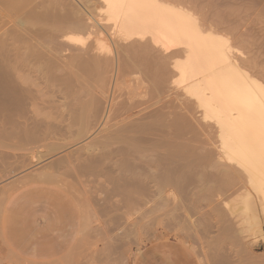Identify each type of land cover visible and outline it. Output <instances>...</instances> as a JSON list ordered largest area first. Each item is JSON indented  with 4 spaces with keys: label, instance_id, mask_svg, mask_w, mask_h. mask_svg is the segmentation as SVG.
Here are the masks:
<instances>
[{
    "label": "bare ground",
    "instance_id": "1",
    "mask_svg": "<svg viewBox=\"0 0 264 264\" xmlns=\"http://www.w3.org/2000/svg\"><path fill=\"white\" fill-rule=\"evenodd\" d=\"M29 1L32 6L35 5L33 4L34 1L36 3L37 1L38 3L40 2L39 4L43 5V7L36 5V8H38L36 10L42 8V10H40L41 12L47 11L45 8L46 4H44L46 3V0H41L44 2L39 0H28V2ZM100 2L102 4L104 2L103 13L107 15V18L112 21V23L109 21L111 24L110 26L112 27H110V35L116 42V44H114L117 45L116 58L118 60V64H116L115 55H112L113 57H111L112 59L115 58V61H113L115 62L116 66L118 65L116 68L117 73L115 79L114 81L112 80L113 87L110 86V76L106 74L109 73L108 64L109 60L111 59L109 56H105L104 54V56H101L106 47L104 44L105 42L103 43L101 34H97V37L95 36L96 39L92 38L91 40L90 37H93L92 34H95L96 32L94 29L92 30V26L87 23L88 20L86 21L85 17L81 15V8L79 9L81 14L76 13L77 9L73 10V12L71 10L72 13L70 11L68 12L67 10L61 9L62 11L67 12L68 16L70 15L69 17H66V13L61 12V10L58 11L53 9V11H57L56 14L54 12V15L58 14L57 16L60 21L57 20V16L55 17L54 15L53 19L50 18L53 17L51 15V12L53 13V11L48 10L49 13L47 12L46 14L45 12L41 14L42 16H45V20L47 19L46 17L50 16L48 18L52 19V21L61 22L63 19L62 22H66V24V20L69 18L68 20H70V24L68 27L66 24L59 27L61 28L62 26H66L67 29L70 28L71 30L77 31L76 34L74 33L67 35L66 31L69 33L70 29L66 30V27H62V30L59 32L57 31L59 28L53 29L57 31H55V34H57V36L59 35V37L66 35V37L72 41L68 43L69 45H73V43L76 45H71L72 47H68L71 49L68 51L69 60L68 63L66 62L67 71L62 73V76L57 75L56 79H63V81L66 83V88L68 89L66 90V95L68 93V96L73 97L74 101H76H73L74 103L71 104L72 99L70 97V103L67 101L70 104H67L68 107L71 105H76V108L73 107L75 108L74 111L76 109H80L83 116H85L87 124L86 120L84 119L85 121L83 120V124L86 127H83V125L81 128L83 127L86 131H91V133H97V131H99L101 136L104 138H102L103 140H100V143L103 147L117 143V139L121 140L123 143L120 141V144H116V146H119V149L126 150L122 152L125 154L124 161L125 159L128 160L126 158L128 157L126 152L131 154L132 152L130 151H145L144 156L147 155L148 157V155L150 156L151 153L161 157L162 159L159 158L160 163H158L159 165H162L161 161L163 162L164 160H167H163V158L170 157V155H175V151L177 152L180 147L183 149L187 147V149L182 150L184 153H187L185 151H187L188 147H190L191 149L189 150L193 153L197 149L195 148L198 146L197 143L201 142L199 144L201 145L207 144L209 142L208 146L210 144H216V152L215 149L214 151L211 149L214 147H206L211 149H209L211 153L213 151V156L210 152L209 156L215 158L217 154L219 158H224L225 161H227L225 166H223L224 164L222 165V163H219V159L217 160L218 162H215L216 164L212 163V165L219 164L218 166L222 165L223 167L221 166L216 168V166H214L213 168L210 167V169H207V166L211 164L209 163L211 157L207 156L208 152L205 153L203 151L206 155L199 153L203 149L206 150V148H203L201 151H199V155L195 153L197 155L192 158H190L191 155L190 157L180 155L179 159H174L173 157L171 161L172 165L170 164L171 175L167 174L168 176H171V179H169L171 182H169L170 185L173 184L175 186L170 187V193L172 194L170 197H175V192L178 191L179 194L184 195L182 198L183 200L187 199L186 197H188V193H186L187 191L184 190V182L186 184L188 182H194L196 184L198 180L196 175L197 173H200L201 178L200 181H198L199 184L197 183L196 185L204 188L209 183H212L209 185V187H212V191L210 193L213 197L212 200H218L215 202L216 204H214L217 207V210H215V206L214 209L211 207L213 211L219 210L222 215L224 214L225 217H228V220L230 219L231 225L234 226H238L240 224L243 225V222L246 223L245 221L250 220L249 218H252L256 223L259 224L260 220H262V215L264 216V61L260 60V57H257L260 55H257V53L255 55V52L253 54L247 55L243 47L235 46L234 42L228 35L230 31L228 33H222L221 28L218 27V30L216 28L214 29L211 25L212 23L202 21L198 17L196 11L182 5L180 6L179 4L169 0H100ZM9 3V0H0V4ZM27 4V2L24 3L22 8L27 6ZM31 4H29L30 8L24 7L26 10H30H27L30 12V15L29 13H26L27 11H24V16H31V14L35 11V7H31ZM62 6L63 9L67 8H65V5ZM35 12L37 13V11ZM41 12H38V17L40 16L39 13ZM34 13L33 15L35 16L36 13ZM59 14L61 15L62 19H60ZM33 15L32 17H34ZM63 15H65V17H62ZM55 18L56 20H54ZM106 24L107 23L104 25L107 27L108 24ZM30 28L33 27L29 26V28H25L27 32L24 30L27 34L26 42L33 40L30 38H32L34 34H39L42 32H39L36 28H34L38 31H35V33L34 29L31 30ZM27 29H30L31 31ZM219 29H221V31ZM102 30L103 29L101 28V31ZM106 30H108V27ZM6 31L9 32L4 31L3 34H1L2 36L0 35V135L6 134V130L8 134L12 135L13 130H8L9 124L16 131L19 130L18 132H20V135H22V132L27 133L26 131L30 130L28 125H32L31 123L35 122L36 126V114L33 113V106L35 105V100H37V93L34 91L35 85L25 79L24 68H26L25 60L27 58H31L33 55L38 57V51H36V48L34 49L36 45V41L34 40L35 45L34 42L28 43L30 46H32V50L30 47H28L29 45H25V48L28 47L27 50L30 49L28 52H26L27 50L25 51L27 53L25 55L24 51L22 52L21 50L22 47H17L15 45L12 46L10 42H7V34L12 33V30L11 32L10 30ZM99 31L97 32L100 33L101 31ZM60 32L62 33L61 35L59 34ZM82 33L87 35L85 36ZM4 34L7 36L4 37ZM36 36L34 35V39H36ZM25 37L23 38L24 41ZM93 40H95V43L90 42ZM79 46L80 48H78V51L77 47ZM35 51L37 54H35ZM24 55L26 58H24ZM37 57H32L34 58V62L36 61L35 59H37ZM31 60L32 59L29 60V63H33ZM113 61L111 60V62ZM29 63L27 65L30 66ZM32 65L34 64H31V66ZM111 75L113 76L114 74ZM128 75L131 76L129 77ZM127 76L129 78H127ZM125 81L130 83L128 84L129 87L127 86L128 88L125 89L124 87L123 89L121 86ZM109 86L110 88L112 87V91H110ZM83 92L85 94H83ZM80 111L74 112L76 115L74 116L75 120L76 118L80 119V123H82L81 118L84 117H78L81 115L79 113ZM77 112L79 115L76 114ZM70 114H72V112L68 115ZM190 117L194 118H192L194 123ZM71 118L73 117L71 116ZM195 121L198 124H195ZM198 125L202 126L201 129L204 128L203 131H207L208 134H206V131L204 132L205 137H201L199 135L203 134V132H200L201 129L197 128ZM33 129L34 128H31V131ZM84 129H80L81 132ZM9 131H11V133H9ZM30 134L31 133H29V135ZM15 135L17 134H14V136ZM208 135L210 136V139L214 136V139L212 138L213 140H209ZM14 136L11 137L14 138ZM198 137H201L202 139L204 138L203 140L205 143H203L201 138V140H199ZM206 137H208V140H205ZM94 138L97 137L95 136ZM18 139H20V137ZM3 143H0V147H4ZM97 146L99 147V145ZM77 149L79 148L77 147ZM1 151V156L3 154L5 157L6 154L4 153L8 154L6 151H3L4 153ZM189 152L188 154L191 153ZM137 153L138 152H136V154ZM139 154L140 156L141 154L143 155V153H138V155ZM11 155L12 154L9 152V154L6 156ZM138 155H135V152H133V155L131 154L129 157L132 158L134 156L136 158H140ZM134 157L133 159L136 160ZM118 158L119 156H117V159ZM88 159H86V161ZM103 159L104 157L101 159V162L106 163V167H112V165H115L112 162H107V158H105L106 161ZM119 159H121V157ZM122 160L118 161L122 162ZM147 160L150 159L147 158ZM147 160L145 158V161L148 164ZM155 160L154 162L151 161L153 162L152 164L156 162ZM96 161H99L97 163H101L99 158L90 160L91 163H95ZM118 161L116 163H118ZM131 161L132 160H130V162L125 161L126 166L127 164L132 165ZM121 162L117 166L121 165ZM4 163L6 164L7 162ZM4 163L3 165H5ZM87 163L89 164V162ZM122 164H124V162ZM138 164L139 163L137 162L135 165ZM163 165L165 166L164 163ZM151 166V164L150 166L148 164V166L146 165L145 168L147 169ZM6 167L7 166L4 168ZM145 168L143 169L145 172L143 175H146V171L148 170ZM149 169L154 170V167L152 166ZM156 170L157 168L154 170V176L153 174L150 177L147 176L149 174L146 175V178H150L149 182L156 176ZM140 171L138 170L139 174H142ZM137 173H134L131 175V177H129L127 174V176L130 178V183L126 180L124 182H128L129 185L131 182H133L134 186L143 188L142 186H144V181L142 180L143 178H141L143 175L139 176ZM164 178H167V176ZM121 179L122 178L119 177L118 181L123 180ZM159 179L162 181L165 180L163 177H160ZM147 181L148 180L145 182ZM152 181L154 182V180ZM155 181H157V177L155 178ZM121 185H123V182H119V187ZM149 186L147 187V192L150 188ZM151 186H154V184ZM121 187H125V189H127V186L125 185ZM152 191L153 189L149 190V195L150 192L151 194L155 192V196L157 194L156 190L153 192ZM138 192H141V190L138 189ZM190 193L193 195L194 192ZM200 193L198 192L197 194ZM143 195L144 194H142V197ZM220 195H222L223 198H221L222 196L220 197ZM154 196L152 197L151 195L152 198H154ZM201 196H203V194ZM189 198L191 199V197ZM197 199L198 198H196V200ZM204 202H206V200ZM208 204L210 203L208 202ZM192 209L193 211L195 210V208ZM260 234H263V232H260ZM237 240H240V238ZM255 241H257V239ZM255 241L253 239V242ZM220 254H222V256L217 258V264H235L230 261L231 258L227 257L226 253ZM257 259L259 258L257 257ZM261 259L262 258H260V260ZM262 263H264V261Z\"/></svg>",
    "mask_w": 264,
    "mask_h": 264
},
{
    "label": "rangeland",
    "instance_id": "2",
    "mask_svg": "<svg viewBox=\"0 0 264 264\" xmlns=\"http://www.w3.org/2000/svg\"><path fill=\"white\" fill-rule=\"evenodd\" d=\"M9 1H10L9 4H0V35L3 34L4 31L9 32L6 30H10V32L12 30V33L7 34L10 38L6 34H4L3 36L4 37L7 36L8 38L7 42H10L12 46L15 45L17 47H22L21 50L22 52L24 51L25 55L27 54L26 52H28L32 47L28 43L34 42L35 45V41H36V45L34 49L35 48L37 49L36 51H38V54L36 51L35 54H37L38 57L36 55L32 56L34 58L37 57V59H35L36 60L35 62L33 61L34 58H32L30 55L29 56L31 58L29 59L27 58L25 60L26 68H24L25 69L24 77L26 80L30 81L31 83H33V85H35L34 91H36L37 93V94L35 93L37 100H35V105L33 106V113L36 114L35 115L36 126H35V122L31 123L32 125H28V128H30V130L28 129L27 130L30 132L28 131H26L27 133L22 132V135H20L21 133L18 132L19 130L16 131L9 124L10 126L8 125V130L9 129L13 130L12 135L8 134L7 130L5 131L6 134L0 135V143L2 144L4 142L3 145L5 147L4 148L3 146H1L0 151L2 149L1 151L2 153H4L3 151H6L8 152V154L9 152L10 154H12L11 156H6L8 154L4 153L6 154L5 157L3 154L2 156L0 154V168H1L0 171H2L0 172V244L4 236L5 230H7V228L9 227L10 216H9L8 204L10 198L11 196H14L15 193L19 192L22 193L23 195L33 196V200L36 202L38 206H44L45 204H49L51 206H55V205L64 206L65 216L67 217L68 220L72 218V207L74 205H77V207L79 208L81 232L76 238H74L68 244V249L66 253L59 258V261L62 264H215V263L217 264L218 262L217 258L222 256V254L220 253H226V256L231 258L230 261H232L235 264H252V263L264 264L262 263L264 261V216L263 215H262V220H260L259 224L256 223L255 220H253L252 218H249L250 219L248 220L249 222L245 221L246 223L248 222L247 223L248 226L243 221H241L243 222V225L241 224L238 225L241 222L237 224L239 227L236 225L235 226L231 225L230 219L228 220V217H225L224 214L222 215L219 212V210L213 211L215 206L214 204H216L215 202L218 200L215 198V196L214 198L216 199V201L212 200L213 197L210 194L212 191L211 189L212 187L211 186L209 187V185H211L212 183L211 184L209 183L207 186L204 185L205 186L204 188L196 185L198 181H200L201 178L200 173L199 174L197 173L196 175L198 179L196 184L194 182L187 181L188 182L187 185L184 182L185 184L184 190H186L187 192L186 191L185 192L188 193L187 194L188 197H186L185 195L187 199L184 198L185 200H183L182 198L184 195L179 194L178 191L175 192V197L174 196L170 197L172 195L170 193L171 192L170 187L174 185L173 184L170 185L171 182L169 179H171L170 178L171 176L168 175H171L170 167L172 165L171 161L173 157L174 159H179L180 155L188 156V157H190L191 155L190 158H192L197 154L199 155V153L206 155L205 153L208 152L207 156L211 157L210 158L211 161L209 160L211 166L208 164L209 166H207V169L208 168L210 169V167L213 168L214 166H216L217 168V167H221L223 164H224L223 166H225V163L227 164V161H225L224 158L222 159L219 158L217 154L215 158L212 157L216 144L209 145L210 148L214 147L211 148L213 150L212 153L210 151L211 149L208 148L209 142L207 143L206 141L207 144L199 145L201 143L199 140L202 139L201 137L203 136L205 137L204 132L206 131V130L203 131L204 128L201 129L202 126L198 125L197 127L201 129L199 130L200 132H203V134H199L201 136L200 137L201 139L198 137L199 138L198 141L200 143L197 144L199 148L198 146L195 147L197 149L195 152H193L194 154L189 150L191 149L190 147H188V150L191 153L188 150L185 151L187 153L182 152V150L187 149V147L184 149L180 147L179 150L181 152L177 150V152L175 151L176 153L175 155L172 156L170 155V157L167 158L163 156L165 157L163 158V160L167 159L164 160L163 162L161 161L162 165L163 163L165 164V166L167 165L165 167L164 165L163 166L159 165L160 163L159 158H161L159 156L150 153L151 157L149 155L147 157V155L144 156L145 151L144 152L130 151L132 152L131 153L132 155L133 152H135V155H138V153H143V155L141 154V156L144 157H141L140 154L138 155L140 156V158L139 157L136 158L133 156L134 158H136L135 160L133 159V157L132 158L129 157V155L131 156L130 153L126 152V154H128V157H126L128 160L125 159V161L130 162V160H132L131 161L132 165L127 164L126 166L125 164L126 162L124 161L125 154L122 153L126 150L119 149V146H116V144L117 145L120 144L121 140L117 139V143L110 144L107 147H103L102 144L100 143L101 142L100 140L103 137L101 136V133L99 131H97V133L96 132L91 133V131L88 132L83 128L86 127L83 124L84 123L83 120L84 119L86 120V118L85 116H83L80 109L79 110L76 109L74 111L76 105L74 106L71 105L68 107L67 104L70 103L71 99H72L71 104H73L76 101H74L73 97L68 96V93L66 95V90L68 89L66 88L67 86L65 85L66 83L63 81V79L58 80L56 79V77L57 75H61L62 73H65V71H67L66 64L68 63L69 60L68 51L69 49H71L68 47L72 45V44L69 45L68 43L72 41L69 40L66 37V35H62L59 37V35L57 36V34H55L57 31L59 32L60 30H62L63 26L61 28L59 26L65 25L66 22L65 23L62 22L63 21V19L61 18L62 13L61 15L59 14L60 19H62V21L59 22L60 20L57 16L58 14L54 15L55 11H53V9L58 11L62 9V10H67L68 12L69 11L71 12V10L73 12V10L77 9L76 13L78 14L79 13L81 14L80 10H82L81 15L85 17L86 21L88 20L87 23L90 26H92L91 29L92 30L94 29V31L96 32L95 34L94 33L92 34L93 37H90L91 40L92 38L96 39L97 34H101L102 36L101 35L100 36L103 39L102 41L103 43L105 42L104 44L106 46L104 50L106 52L104 51L103 53L101 52L102 53L101 56L104 55L109 56L110 59L113 61L117 57L116 55L117 45H115L116 42L110 35L111 24L109 23V21L111 20L107 18L108 16L103 13L104 2L102 4L101 3L102 1L100 2V0H46V3H44L46 4L45 7L47 10L45 11L46 14L48 10L53 11V13L51 12V15L52 16L54 15L55 17L57 16L58 18L57 20H59V21H52L54 16L53 17L48 16L52 19L46 17L47 19L45 20V16L41 15L45 12L40 11L42 10V8L36 10L38 9L36 8V5L39 7H43V5L39 4L40 2L38 3V1H37L38 4L35 1L34 3L32 2L33 4H35L33 6L30 3V1L28 2V0H9ZM169 1L179 4L180 6L182 5L191 8L192 10L196 11L198 17L202 21H207L209 23H212L211 25L214 29L215 28L217 29L218 27L221 28L222 31L221 29L219 30L222 33L224 32L228 33L230 31L228 35L230 36L231 40L234 42L235 46L243 47L247 55L253 54L254 52H255L254 54L256 55L257 53V55H260L257 57H260L259 59L264 61V52H263L264 51V0H169ZM26 2L28 4L27 6L24 7L30 8L29 4H31V7H35V11H37V13L35 11L34 12L36 14L34 12L33 13L35 14L36 17L33 15V13L31 14V16L23 15V12L28 10V9L26 10V8L24 7L22 8V5ZM61 4L65 5V8L66 7L67 8L63 9V6ZM62 10L61 12L66 13L65 14L66 17L70 16V15L68 16L67 12ZM28 11L26 13H29L30 15V12ZM38 12H41L39 13L40 14L39 17L37 16ZM32 15L34 17H32ZM65 15H63L62 17H65ZM68 19L69 18H67L66 20L67 27L70 24V20ZM54 20H56V18ZM103 23L108 24V25L106 24L108 30H106L107 27ZM29 26L33 27L30 28L31 30L36 28L39 32L42 31L44 33L41 32L39 33L40 34L39 35L35 32L37 30L34 29V32L37 34V36L36 34H34L33 31L32 32L36 36V39H34L35 37L33 35V37L30 38L33 40H31L30 42H26L27 31L25 28L27 27L29 28ZM67 27L65 29L69 30L70 28L67 29ZM54 28L55 29L59 28V29H57L56 31L53 30ZM101 28L103 29L102 30L103 32L101 31ZM30 29L27 30L31 31ZM23 31L25 32V34ZM97 31H99L100 33H98ZM21 32L24 34V36ZM61 32L59 33L60 35L62 34ZM66 32L65 33L68 35L74 33L76 34L77 31L70 29L69 33L68 31ZM85 33L82 34L85 35ZM24 37H25V41L23 39ZM90 42L95 43V40ZM26 44L27 46L29 45L28 47H30V49L27 50L28 47L25 48ZM72 46H76V45H74L73 43ZM78 48H80V46L77 47V50ZM112 51L114 52V54ZM25 55L24 58H26ZM112 55L113 56L115 55V58L112 59L111 58L113 57ZM30 59H32L31 61H33V63L32 62L29 63ZM111 60H109V64H108L109 68L107 67L109 73L106 74L110 76L109 78L111 79L110 86L113 87V81L117 73L116 68L118 67V65L116 66V64H118V60L116 58V64L114 62L115 60L113 62H111ZM27 62L30 64V66L27 65L28 64ZM31 64H34L32 65L33 67L31 66ZM111 74H114L113 75L114 78ZM131 75L128 76L130 77ZM128 76L127 78H129ZM129 83L128 81H125L121 87L123 89L125 87L126 89L129 87L128 85ZM110 86L109 89L110 91H112V87L110 88ZM83 94L85 93L83 92ZM71 107L72 108L75 107L73 108L74 112L80 111L79 113L81 115L78 117L80 118L84 117L81 118L82 123H80L81 122L80 119L76 118L75 120L76 115L72 111ZM70 110L73 115L72 114L68 115L69 113H71ZM76 114H78V112ZM71 116L73 118H71ZM40 117L43 119H41ZM190 118L192 120L193 117ZM196 123L197 122L195 121V124ZM86 124H87V120H86ZM81 126L83 127L81 128ZM31 128H34L32 130L33 132L31 131ZM80 129H84V130L81 132ZM9 133H11V131H9ZM29 133L31 134L29 135ZM14 134H17L15 135L16 137L14 136ZM206 134H208L207 131ZM10 135L12 137L14 136V138H12ZM95 136L97 138H94ZM19 137L20 139H18ZM208 137L209 140L214 139L213 138L214 136L212 137L213 139L212 138L210 139L209 135ZM208 137H206L205 140ZM121 143L123 142L121 141ZM203 143H205L204 140ZM97 145H99L100 148ZM77 147L79 149H77ZM203 148H206V150ZM136 152L138 153L136 154ZM188 152L190 154H188ZM209 152L211 153L212 156H209L210 155ZM87 153H89L90 155ZM117 156H119V158L121 157V159L119 158L117 159ZM2 157L4 160L2 159ZM103 157H104L103 159L104 161L107 160V162H112L115 165L114 166L112 165V167L111 166L106 167L105 165L106 163L101 162L102 161L101 159ZM88 158L90 160L99 158L101 163H97L99 161H96L95 163H91ZM105 158L107 159L105 160ZM145 158L146 160L147 158L150 159L147 160L149 166L151 164L154 167V170L155 168H157L156 176L154 177V179H151L150 182H149L150 178L149 179L148 177L146 178V175L149 174L147 176L150 177L153 174L154 176L155 171L152 170L153 168L149 169L152 166L147 168L148 170L145 168L146 165L148 166V164L145 161ZM86 159L88 160L86 161ZM116 160L117 161L122 160V162L118 161V163H116L117 162ZM154 160L156 161L155 162L156 164L154 163L155 165L152 164ZM217 160L219 161L220 164L222 163V165L220 166H218L219 164L214 165L216 164L215 162ZM136 161L139 163L138 164L139 166L135 165L137 163ZM4 162L7 163L5 164ZM87 162H89L90 166ZM120 162L121 165L117 166L118 164H120ZM123 162L124 164H122ZM3 163L5 165H3ZM167 163L169 164V166ZM212 163L214 164L212 165ZM5 166L7 167L4 168ZM132 166H136V167H132ZM143 167L147 170V171L145 170L146 171V175L144 174L145 176L143 175V173H145L143 171L144 169ZM161 167H165V168H161ZM137 169L139 171L141 170L142 172L140 171V173L142 174H139ZM133 172L135 174L138 172L137 175L139 174V176L143 175V177H141L143 178L142 180L144 181L143 183L144 186H142L143 188L134 186L133 182H131V184L129 185L130 183L129 177H131V175L134 174ZM127 174L129 177L127 176ZM165 176H167V178H164ZM119 177L122 178L123 180L121 179L122 181H118ZM156 177H157V181H155ZM160 177H163V179L165 180L163 181L160 180L159 179ZM125 180L129 181V183L127 182L128 185L127 183L124 182ZM146 180L148 181L145 182ZM152 180H154V182ZM158 180H160L161 182ZM166 180L167 181L169 180L168 183ZM119 182H123V185L127 186L126 187L127 189H125V187L122 188L121 186L123 185L119 187ZM153 184L155 187L151 186ZM158 185L161 187H159ZM148 186L151 189H153V191L156 190L157 194L155 196H154L155 192L153 194H151L150 192L149 195L148 192L151 189L149 188L147 192ZM152 187H154L155 189ZM138 189L141 190L142 193L138 192ZM143 192H145L146 194ZM190 192H194L193 195ZM198 192L199 193L202 192V193L197 194ZM208 193L210 194V196ZM142 194H144L143 197ZM202 194L203 196H201ZM205 194L208 195L206 196ZM151 195L152 197L154 196V198H152ZM194 196L198 199L196 200ZM221 196L222 195H220V197ZM189 197H191V199ZM202 197L205 198L203 199ZM206 197H209L211 200ZM221 198H223V196ZM205 200L206 202H204ZM208 202L210 204H208ZM207 204L210 206V208ZM192 208H195L194 210L195 212L193 211ZM215 210H217L216 206H215ZM70 225L71 224H69V226ZM245 227L248 229H246ZM260 232H263V234H260ZM239 238L240 240H237ZM167 239H170L169 244H165L167 242ZM253 239L254 241L257 239V241L253 242ZM249 240L252 242H250ZM243 257L244 258L246 257L245 260L246 259L247 260L245 261ZM257 257L259 259H257ZM260 258L262 259L260 260ZM3 259L4 257L0 248V264H3Z\"/></svg>",
    "mask_w": 264,
    "mask_h": 264
},
{
    "label": "crops",
    "instance_id": "3",
    "mask_svg": "<svg viewBox=\"0 0 264 264\" xmlns=\"http://www.w3.org/2000/svg\"><path fill=\"white\" fill-rule=\"evenodd\" d=\"M8 209L9 227L0 244L3 264H62L59 258L81 232L77 205L68 220L64 206H38L33 196L18 192L11 196Z\"/></svg>",
    "mask_w": 264,
    "mask_h": 264
}]
</instances>
